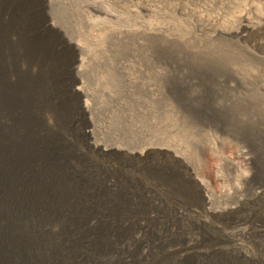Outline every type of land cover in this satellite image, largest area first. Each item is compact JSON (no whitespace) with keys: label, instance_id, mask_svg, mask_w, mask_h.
<instances>
[{"label":"bare ground","instance_id":"obj_1","mask_svg":"<svg viewBox=\"0 0 264 264\" xmlns=\"http://www.w3.org/2000/svg\"><path fill=\"white\" fill-rule=\"evenodd\" d=\"M40 1L30 2L32 14L42 16L41 25L53 40L49 41L60 43L66 51V66L74 72V90L87 119L85 134L94 150L106 151L103 163L134 166L155 162L172 173L177 171L192 193V201L169 213L161 214L156 206L138 212L134 232H77L78 237L71 240L77 253L84 239L91 238L96 245L120 241L139 251L142 258L162 250L170 256L168 262H179L176 264H190L195 257L201 264L260 261L254 247L261 250L264 246V223L229 215L264 200V156L259 152L264 141L255 136L258 131L264 133V0ZM222 43L235 44L249 60L240 62L238 54L225 53L228 50L223 51ZM197 78H209L198 90L225 88L230 93L245 89L247 96H242L252 112L239 115L237 125L214 116L211 109L201 113L199 104L188 106L192 95L185 92L195 88ZM164 92L193 114L194 126L229 132L239 139L241 155L250 169L242 167L234 153H220L219 143L211 135L200 137L179 126L171 114L174 108L160 104ZM106 117L113 124L118 117L125 121L133 147L107 145L97 139ZM160 129L165 135L159 134ZM204 149L217 158L218 191L203 175L200 151ZM113 152L122 155L121 159ZM104 213L95 209L93 219L108 223L106 216H97ZM222 214L230 221L212 220ZM184 221L197 232H179ZM204 227L221 232H204ZM223 255L228 256L209 263Z\"/></svg>","mask_w":264,"mask_h":264},{"label":"rangeland","instance_id":"obj_2","mask_svg":"<svg viewBox=\"0 0 264 264\" xmlns=\"http://www.w3.org/2000/svg\"><path fill=\"white\" fill-rule=\"evenodd\" d=\"M31 1L28 4L27 0H0V264L179 263H169L170 256L162 250L142 258L139 251L128 249L120 241L106 240L96 245L87 238L80 244V254L76 244L71 243L78 237L77 232H134L138 212L156 206L161 214L169 213L192 201V193L177 171L172 173L155 162L134 166L103 163L106 151L94 150L92 140L85 134L87 119L74 90V72L66 66V51L60 43L50 42L51 35L41 25L44 19L32 14ZM222 44L223 51L228 50L225 53L241 56L240 62L249 60L244 54L242 57L235 44ZM209 78H197L195 90L187 89L185 93L192 95L188 106L199 104L201 113L211 109L214 116L234 124L239 115L252 112L245 89H240L241 94L230 91L231 95L225 88L221 92L214 88L211 91V87L198 90V85ZM160 98L162 106L174 108L171 114L179 126L200 137L211 135L219 143L220 153H234L238 163L250 169L241 155L243 144L239 139L229 132L194 126L193 114L179 107L180 100L167 92ZM109 121L112 120L108 117L104 119L97 139L107 145L133 147L125 121L121 117L115 120L116 124ZM161 133L166 132L160 129ZM256 133L264 141V133ZM263 150L264 147L259 152L264 156ZM216 162L210 150L200 151L203 175L218 191ZM95 209L106 212L97 216H106L108 223L93 219ZM216 216L212 218L214 222L230 221L227 215ZM229 216L264 223V200L247 204ZM182 225L179 232H197L187 221ZM204 232L221 231L204 227ZM254 249L260 254V261L235 260L240 264H264V246L263 250L256 246ZM223 256H216L209 263L228 255ZM189 263L201 264L198 257Z\"/></svg>","mask_w":264,"mask_h":264}]
</instances>
